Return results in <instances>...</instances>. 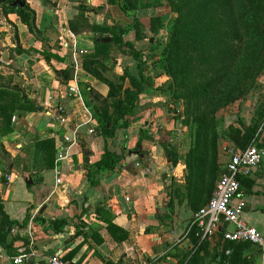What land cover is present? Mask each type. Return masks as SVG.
<instances>
[{
  "label": "crops",
  "instance_id": "0c3cea01",
  "mask_svg": "<svg viewBox=\"0 0 264 264\" xmlns=\"http://www.w3.org/2000/svg\"><path fill=\"white\" fill-rule=\"evenodd\" d=\"M26 4L35 16L34 30L16 21L17 42L0 53V62L13 74L10 84L22 90L28 105L39 107L18 108L13 131L0 136V200L6 213L19 222L8 234L6 244L0 243V264H11V257L23 252L30 254L23 264H47L55 254L75 264H104L107 259L118 264H177L174 253L177 246L186 245L185 233L194 215L185 187L190 132L172 118L167 98L145 92L130 125L119 128L110 147L119 154L126 152L123 168L94 173L90 179V169L95 170L94 164L104 153L100 122L83 93L77 97L69 92L76 73L77 78L81 74L87 81L91 98V89L108 95V85L86 70L88 64L94 66L85 64L87 54L95 49L98 31L92 26H132L127 38L135 40L134 18L119 3L107 0H26ZM152 14H156L155 8L141 10L137 17L144 22L143 17L148 19ZM142 32L140 28L141 38L134 41L138 50L148 47L151 36L149 29L147 35ZM111 55L115 59L109 64L106 61L109 72H138L134 57L113 51ZM169 80L167 75L160 76L154 87H162ZM263 112L258 95L252 94L229 107L218 128L221 132L230 131V126L242 129L239 122L244 120L246 126H259V142L264 146ZM89 113L93 122L83 124ZM60 115L68 121L61 122ZM79 124L69 156L58 163L57 170L56 166L46 167L41 161L43 152L35 144L53 139L58 153L65 136L74 137ZM90 126L95 128L92 134ZM148 128L152 138L139 145L140 130ZM176 137L180 141L178 150L173 151L174 164L163 142L176 145ZM228 137L222 133L219 139L217 161L221 170L230 157L226 145L231 148L232 141ZM240 182L233 203L244 201L243 218L264 232V164L249 176H242ZM35 209L38 215L32 243L25 232ZM58 219L68 222L63 231L51 226ZM110 219L129 233L125 240L114 239L108 229ZM94 232L103 239L101 243L92 236ZM257 259L261 262L260 254Z\"/></svg>",
  "mask_w": 264,
  "mask_h": 264
},
{
  "label": "trees",
  "instance_id": "16d2710c",
  "mask_svg": "<svg viewBox=\"0 0 264 264\" xmlns=\"http://www.w3.org/2000/svg\"><path fill=\"white\" fill-rule=\"evenodd\" d=\"M13 1L0 0V6L6 14H13L18 21L34 30L35 16L29 4L24 7L12 6ZM107 1L119 3L123 11L134 18L137 30L135 40L141 38L142 22L137 17L138 13L162 4L161 0ZM170 2L178 13L175 18L167 22L166 17L158 14L148 17L151 35L149 40L152 44L150 48L161 47L152 69L157 66L161 73L169 76L170 80L167 83L169 99L176 103L182 101L185 107L186 118L182 120V124L189 127L192 136V143L185 158L187 165L185 187L195 214L208 204L223 172L217 161L222 133L229 136L231 146L236 149H244L252 144L262 146L259 142L261 133L259 126H246L244 120L239 122L242 129L230 126V131L221 132L217 128V103L224 107L233 100L249 96L253 91L252 87L258 84L257 71L264 65V0H170ZM131 27L120 24L92 26L94 31H98L95 49L87 54L85 64H93L90 69L96 71L106 59H115L111 55L115 50L137 59L138 72L132 75L126 70L121 82L106 79L109 85L107 96H102L93 89L90 91L93 94L92 102L86 100V103L93 109L94 116L100 122V132L104 140V153L94 164L95 170L90 169V179L94 173L123 168L126 152L119 154L110 147L119 128L130 125L140 96L151 81L141 68V64L147 60L146 52L138 50L135 40L127 38ZM165 31L168 32L167 37L155 44V38ZM107 36L112 38L110 43L102 41ZM26 100L18 86L0 82V136L13 131L12 123L18 108L39 107L28 105ZM172 111L174 112L173 109ZM176 117L178 119V116ZM151 138L152 132L149 128L141 129L138 144L141 145L144 139ZM163 145L168 158L176 164L177 160H174L172 155L177 146L168 140H165ZM35 147L43 152L41 161H44V165L50 169L54 168L57 157L55 141L42 140L37 142ZM108 222V229L117 242L128 237L129 233L114 224L112 219ZM18 223L6 213L0 200V243L6 244L8 234ZM67 224L64 219L51 222L52 228L59 231H63ZM92 236L99 243L103 241L95 232ZM186 242L184 247L176 248L174 255L178 257L177 264H256L260 254L259 248L252 243L226 240L220 231L213 238L203 237L197 225L191 228ZM104 264L118 263L107 259L104 260Z\"/></svg>",
  "mask_w": 264,
  "mask_h": 264
},
{
  "label": "built area",
  "instance_id": "2783aa9c",
  "mask_svg": "<svg viewBox=\"0 0 264 264\" xmlns=\"http://www.w3.org/2000/svg\"><path fill=\"white\" fill-rule=\"evenodd\" d=\"M81 53H87V50H80ZM77 63V62H76ZM74 84L70 85V94L81 97L82 92L79 89L77 75L74 73ZM63 111V108H60ZM60 121L66 123L68 118L65 115H60ZM93 116L88 114V118L83 124H91ZM81 124L74 129V137L65 136L64 142L58 146L56 157V170L58 163L69 156L70 147L77 140V132ZM89 132H95L94 126L89 127ZM229 160L225 163L223 172L220 174L216 184L214 193L207 205L200 208L193 217L191 224L185 233L187 237L191 228L194 225L200 227L203 237L213 238L218 232L220 225L223 226V235L226 240L250 242L260 250L261 264H264V232L250 225L242 216L245 202L241 201L235 205L234 199L241 189L240 178L249 176L255 167L264 164V146L252 144L244 149L233 148L229 150ZM11 179V176L9 177ZM57 183L61 182V178L57 176ZM129 199V198H127ZM38 215V209L31 212L26 234L31 242H34L35 222ZM14 232H17L14 230ZM229 252V250H228ZM30 254L23 252L11 257V264H23L28 260ZM47 264H75L73 261L66 259L62 254L52 256Z\"/></svg>",
  "mask_w": 264,
  "mask_h": 264
},
{
  "label": "rangeland",
  "instance_id": "374dc122",
  "mask_svg": "<svg viewBox=\"0 0 264 264\" xmlns=\"http://www.w3.org/2000/svg\"><path fill=\"white\" fill-rule=\"evenodd\" d=\"M145 1H149V0H145ZM161 1H162V4L158 5L155 8L156 14L166 17V21L169 22V20L175 18L178 13H177V11L174 10V7H173L172 3L170 2V0H161ZM143 18H145V19L141 25V28L143 30L142 35H147L148 34L147 30L149 27V22H148L149 20L146 19V17H143ZM147 18H148V16H147ZM16 21H18V19L14 15L6 14L5 11L3 10V8L0 6V53H2L4 49L9 48L11 43L14 44L17 42L18 38H17V30H16V27H17ZM167 35H168V32L165 31L160 36L156 37L155 38V44L158 43V40H161L162 38L167 37ZM151 45L152 44L149 40L147 42L148 47L142 50V51L146 52L147 60H145V62L143 64H141V68L144 70L146 75H148L147 77L150 78V80H151L147 86V88H149V89H146L144 91V93L145 92L149 93L150 91H154V92L160 93V95H162L165 100L167 98V100H169L168 103L170 106V111L172 113V118H174L176 120V122H178L180 125L185 127L190 132L189 127L182 124V120L184 118H186L185 109H184L185 107H184V105H182V101H179L178 103H176L174 100L169 99L170 93L167 89L168 84H165L162 87H154L158 77H160V76L162 77L165 74L161 73L160 69H158L157 66H156V68L154 67V69H152V64H153L154 60L158 58L156 56H159L160 51H161V47H155L153 49V48H150ZM113 52H117V51L114 50ZM106 61H108L107 62L108 64L111 62L112 63L114 62L110 58H108L105 61H103L102 64L98 68H96V71H92L89 67V64H88L86 70L88 72H90V74L101 79L106 84H107V82L105 81L106 79H111L115 82H121V77L123 75H119L117 72H111V71L109 72V70H108L109 68H107L108 65H106ZM116 65L117 64H115V66ZM3 66H4L3 63L0 62V82L10 84V81H13V74H10L8 72V68H3ZM77 80H78L79 88L81 89L82 93L84 94L83 95L84 98L86 100H88V102H92L91 95H89L88 90H87V87H88L87 81L85 79L84 80L81 79V74L78 75ZM257 80H258V84H257V86L252 87L253 91L249 94V96L242 97L238 100H233V101L227 103L224 107L221 103H217V108H218V111H217V114H218L217 128L220 124V119L222 118L223 113H225L229 107H231L232 105H234L238 101L248 100L252 94L258 95L259 102H261L262 105H264V65L257 71ZM126 82H127V80H126ZM108 87H109V85H108ZM179 103H180V105L178 106ZM172 109L174 110V112L172 111ZM180 113H182V114H180ZM176 116H178V119ZM179 117H180V119H179ZM190 135H191V132H190ZM178 138L179 137H176L174 139V143L177 146V150H178L179 141H180ZM191 138H192V136L190 137V142L192 143ZM191 143H190V145H191ZM227 150L229 152L230 148L226 145V151ZM214 240L215 239H212V241H214ZM184 241H186L185 238H184ZM256 264H261V262H259L257 259Z\"/></svg>",
  "mask_w": 264,
  "mask_h": 264
},
{
  "label": "water",
  "instance_id": "95a60500",
  "mask_svg": "<svg viewBox=\"0 0 264 264\" xmlns=\"http://www.w3.org/2000/svg\"><path fill=\"white\" fill-rule=\"evenodd\" d=\"M11 5L12 6H21V7H24L26 5V0H14L13 2H11ZM103 42H107V43H110L112 41V38L111 36H107L105 38L102 39ZM219 231L222 232L223 231V226L220 225L219 227Z\"/></svg>",
  "mask_w": 264,
  "mask_h": 264
}]
</instances>
